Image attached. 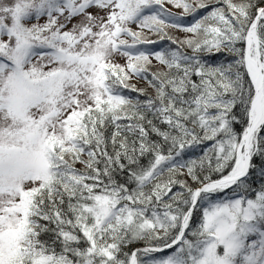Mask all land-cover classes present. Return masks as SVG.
Masks as SVG:
<instances>
[{"label": "snow or ice", "instance_id": "snow-or-ice-1", "mask_svg": "<svg viewBox=\"0 0 264 264\" xmlns=\"http://www.w3.org/2000/svg\"><path fill=\"white\" fill-rule=\"evenodd\" d=\"M0 264H264V0H0Z\"/></svg>", "mask_w": 264, "mask_h": 264}, {"label": "trees", "instance_id": "trees-1", "mask_svg": "<svg viewBox=\"0 0 264 264\" xmlns=\"http://www.w3.org/2000/svg\"><path fill=\"white\" fill-rule=\"evenodd\" d=\"M172 10H173V11H177V12L179 11L178 9H175V8H172Z\"/></svg>", "mask_w": 264, "mask_h": 264}]
</instances>
